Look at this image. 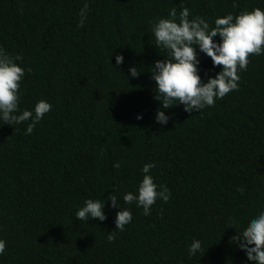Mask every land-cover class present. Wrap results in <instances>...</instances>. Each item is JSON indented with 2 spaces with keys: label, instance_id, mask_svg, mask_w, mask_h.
<instances>
[{
  "label": "trees",
  "instance_id": "obj_1",
  "mask_svg": "<svg viewBox=\"0 0 264 264\" xmlns=\"http://www.w3.org/2000/svg\"><path fill=\"white\" fill-rule=\"evenodd\" d=\"M84 2L0 0V46L31 68L19 106L52 105L31 134L25 123L0 121V264H254L230 240L264 209V55L250 54L239 87L213 106L173 105L162 125L149 68L164 53L150 21L188 7L190 18L214 25L217 16L264 9V0H87L80 26ZM198 58L203 80L220 70ZM144 163L171 190L149 215L122 198L135 192ZM113 191L132 212L123 231L107 199ZM86 198L105 199L104 221L76 219ZM193 239L203 250L189 257Z\"/></svg>",
  "mask_w": 264,
  "mask_h": 264
},
{
  "label": "clouds",
  "instance_id": "obj_2",
  "mask_svg": "<svg viewBox=\"0 0 264 264\" xmlns=\"http://www.w3.org/2000/svg\"><path fill=\"white\" fill-rule=\"evenodd\" d=\"M88 10L89 4L85 0L78 13L80 26L84 25ZM150 28L155 37V46L164 53V58L156 60L149 68L151 79L155 81V99L160 102L155 120L162 125L169 122L170 117L165 110L173 105L182 104L189 113L213 106L217 99L239 87L238 72L246 70L249 55H264V9L260 7L243 9L238 14L217 16L214 25L199 15L190 18L188 7H182L179 11L172 7L167 17H156L150 21ZM217 36L220 37L219 41L214 39ZM199 53L211 57L214 67H220L206 81L200 74ZM22 59L20 53L13 56L0 46V121L10 126L25 123V134H31L52 105L40 99L32 108H20L21 81L25 72L31 71V68L26 69L17 63ZM115 61L116 65H121L124 56L115 55ZM129 72L133 77L140 74L136 67H130ZM142 118V114L137 115V119ZM113 166L119 168L121 165L116 162ZM153 167L154 163H144L140 169L143 176L135 192L125 191L122 196L125 204L135 202L137 207H142L144 215L151 213L158 199L168 202L171 197L167 185L158 184L151 174ZM238 191L244 195V189ZM107 199L113 208L118 209L114 221L116 230L123 231L132 220V212L128 207L120 205L115 191ZM105 204V199L86 198L82 205L77 206L74 215L78 220L96 218L104 221L107 218ZM230 228L237 229L235 226ZM116 230L108 233L109 241L116 238ZM238 233L231 238L230 243L244 252L248 261L264 264V209ZM5 247L6 241L0 238V254L4 253ZM202 250V241L193 239L188 245V256H195Z\"/></svg>",
  "mask_w": 264,
  "mask_h": 264
}]
</instances>
